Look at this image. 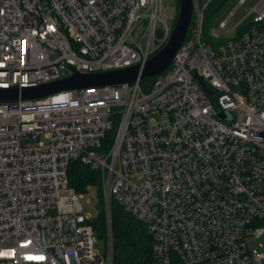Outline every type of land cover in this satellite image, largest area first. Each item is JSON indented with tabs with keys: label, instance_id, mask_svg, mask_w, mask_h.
Returning a JSON list of instances; mask_svg holds the SVG:
<instances>
[{
	"label": "built area",
	"instance_id": "2783aa9c",
	"mask_svg": "<svg viewBox=\"0 0 264 264\" xmlns=\"http://www.w3.org/2000/svg\"><path fill=\"white\" fill-rule=\"evenodd\" d=\"M212 1L193 0L146 90L0 101V264H113L112 201L145 226L152 264H264V0L218 24L228 39L205 32ZM175 20L163 0H0V90L143 65ZM74 160L101 178L105 254L70 186Z\"/></svg>",
	"mask_w": 264,
	"mask_h": 264
},
{
	"label": "trees",
	"instance_id": "16d2710c",
	"mask_svg": "<svg viewBox=\"0 0 264 264\" xmlns=\"http://www.w3.org/2000/svg\"><path fill=\"white\" fill-rule=\"evenodd\" d=\"M203 1V0H202ZM230 0H213L205 10V32L207 23L219 13ZM193 22L191 23V25ZM190 30V29H189ZM189 32V31H188ZM153 78L143 80V89H148L153 83ZM114 137V131L107 135L108 146ZM68 176L70 186L77 193L87 192L88 187L98 188V215L91 220L95 233L100 238L107 239V221L104 210V199L101 178L97 172L83 165L79 160L71 161ZM112 229L114 240L113 264H152L151 246L152 238L147 235L145 226L127 214L115 201H112ZM181 264V263H177Z\"/></svg>",
	"mask_w": 264,
	"mask_h": 264
},
{
	"label": "water",
	"instance_id": "95a60500",
	"mask_svg": "<svg viewBox=\"0 0 264 264\" xmlns=\"http://www.w3.org/2000/svg\"><path fill=\"white\" fill-rule=\"evenodd\" d=\"M193 0H180V11L174 28L166 45L151 57L145 64H137L124 69L112 70L94 74L75 73L53 83L45 84L36 88L18 89L6 92L0 90V101L22 99H42L60 91L73 89H92L111 85L132 84L137 81L154 78L162 74L172 63L177 51L182 46L193 17ZM200 83L205 90L210 92L201 79ZM225 112L220 114L225 119Z\"/></svg>",
	"mask_w": 264,
	"mask_h": 264
},
{
	"label": "rangeland",
	"instance_id": "374dc122",
	"mask_svg": "<svg viewBox=\"0 0 264 264\" xmlns=\"http://www.w3.org/2000/svg\"><path fill=\"white\" fill-rule=\"evenodd\" d=\"M239 1L240 0H230L225 5V7L215 16H213L211 21L207 23V31L210 32L213 28H216L217 33L220 37L224 39L230 38V35L224 33L218 28V24L221 21L226 20L228 17H230L232 13H234L227 23V30H231L237 25H240L247 16L248 12L251 11L260 0H246V3L242 6H239ZM163 5L171 14L175 16V19L177 20L180 11V0H163ZM176 20L170 23L173 28ZM234 34L235 33L231 34V36ZM158 37H162L160 32L158 34ZM166 43L167 41L164 43L157 42V48L154 54L159 52L166 45ZM98 201L99 200L97 187H90L89 191L83 193L81 202L83 203L85 212H89L91 214L92 219H94L98 215ZM95 249L100 254H105L107 250L106 240L104 238H100L99 235L97 236Z\"/></svg>",
	"mask_w": 264,
	"mask_h": 264
}]
</instances>
